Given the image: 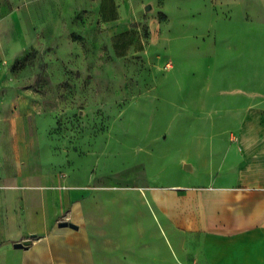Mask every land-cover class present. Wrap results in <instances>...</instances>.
Here are the masks:
<instances>
[{"label": "rangeland", "instance_id": "obj_1", "mask_svg": "<svg viewBox=\"0 0 264 264\" xmlns=\"http://www.w3.org/2000/svg\"><path fill=\"white\" fill-rule=\"evenodd\" d=\"M100 1L36 0L70 10L54 15L65 26L54 78L44 64L36 80L49 90L53 159L63 178L121 200L125 215L131 203L122 200L133 199L147 221L156 212L163 222L152 190L207 183L213 171L202 140L237 129L223 124L249 90L253 107L264 97L255 93L264 91V0H117L128 24L118 52L98 18ZM25 5L0 0V20Z\"/></svg>", "mask_w": 264, "mask_h": 264}, {"label": "crops", "instance_id": "obj_2", "mask_svg": "<svg viewBox=\"0 0 264 264\" xmlns=\"http://www.w3.org/2000/svg\"><path fill=\"white\" fill-rule=\"evenodd\" d=\"M113 2L108 13L100 1L98 18L117 37L128 24ZM62 13L26 0L0 20V264H264V97L253 107L249 90L223 124L237 129L202 140L207 183L152 190L163 222L156 212L147 221L133 199L122 200L125 215L121 200L63 178L53 159L49 90L36 80L44 64L54 78Z\"/></svg>", "mask_w": 264, "mask_h": 264}, {"label": "water", "instance_id": "obj_3", "mask_svg": "<svg viewBox=\"0 0 264 264\" xmlns=\"http://www.w3.org/2000/svg\"><path fill=\"white\" fill-rule=\"evenodd\" d=\"M186 168H188V165L186 166ZM69 224H70L71 227L77 228V226H75L73 223H68V222H62V223H60V226L61 227L62 226H67ZM16 246L17 247H23V245L21 243L16 244Z\"/></svg>", "mask_w": 264, "mask_h": 264}, {"label": "trees", "instance_id": "obj_4", "mask_svg": "<svg viewBox=\"0 0 264 264\" xmlns=\"http://www.w3.org/2000/svg\"><path fill=\"white\" fill-rule=\"evenodd\" d=\"M124 35H125V34H121V35L117 36V37L115 38V40L113 41L114 49H115L116 52H118V45H117L116 40H117L118 38L123 37Z\"/></svg>", "mask_w": 264, "mask_h": 264}, {"label": "bare ground", "instance_id": "obj_5", "mask_svg": "<svg viewBox=\"0 0 264 264\" xmlns=\"http://www.w3.org/2000/svg\"><path fill=\"white\" fill-rule=\"evenodd\" d=\"M209 129H210V127H209Z\"/></svg>", "mask_w": 264, "mask_h": 264}]
</instances>
